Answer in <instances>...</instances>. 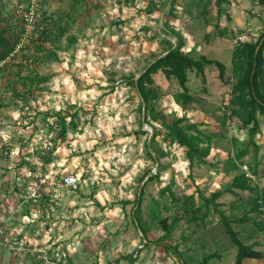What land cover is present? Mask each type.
Returning <instances> with one entry per match:
<instances>
[{
    "label": "rangeland",
    "instance_id": "obj_1",
    "mask_svg": "<svg viewBox=\"0 0 264 264\" xmlns=\"http://www.w3.org/2000/svg\"><path fill=\"white\" fill-rule=\"evenodd\" d=\"M16 2L0 0V38L10 49L23 29ZM42 8L43 27L20 55L25 62L0 67V226L14 245H0V264H236L238 246L217 209L247 212L251 220L232 227L264 253V229L253 221L263 217L253 207L264 194V114L258 149L238 159L235 140L243 145L249 133L229 110L232 50L264 33V4L44 0ZM176 46L224 62L226 76L213 66L206 80L188 70L193 99L178 104V79L152 72L146 109L135 79ZM152 113L184 116L214 134L207 159L190 166ZM244 166L257 170L254 191L231 187ZM66 174L78 182L61 185Z\"/></svg>",
    "mask_w": 264,
    "mask_h": 264
},
{
    "label": "trees",
    "instance_id": "obj_2",
    "mask_svg": "<svg viewBox=\"0 0 264 264\" xmlns=\"http://www.w3.org/2000/svg\"><path fill=\"white\" fill-rule=\"evenodd\" d=\"M264 4V0H259ZM169 15H173L172 11ZM0 43L3 47L0 50V60L4 59L9 53L10 47L7 46L5 38H0ZM207 66L216 67L219 71V77L224 79L226 76V64L220 60L201 56L195 58L188 53L182 51L181 46L170 47L165 54L156 58L147 69L135 79V84L140 92L143 103L146 109H151L149 104L151 98V91L146 87V80L150 79L152 72L162 71L166 77H176L183 88L182 92L175 94V101L178 104H184L192 100L188 81V70L196 69L199 74L205 77V68ZM231 77L235 79V83L231 89V107L229 110L233 116L238 118L241 122L242 128L248 130L249 137L245 144L236 143L235 157L240 159L250 151V146L253 145L255 150L258 149L254 136L260 131V121L258 113L264 114V33H262L256 41H241L232 50V74ZM154 119L161 121V124L166 128L169 139L177 141L184 147L186 156L189 160L190 166L193 165L194 159L205 161L212 150V140L215 136L212 133L206 132L199 128L198 123L189 122L184 116L175 117L172 119L166 116H158L152 113ZM65 133V128H63ZM154 137V134H153ZM152 159L159 163V158L152 152H149ZM254 174L256 169L252 171ZM145 176L142 177L144 179ZM156 174H151L147 179H153ZM245 171L237 172L232 181L231 187L240 189H249L254 191L256 184L251 182ZM166 189V188H165ZM165 189L162 191L164 192ZM169 189V187H168ZM143 189L137 197V207L134 210V216L140 208V202ZM173 195V193H171ZM221 195V191H215L210 197H206V202L214 201L215 198ZM255 206L253 210L263 214L261 220H253L259 229H264V194L254 198ZM220 211L221 220L226 227L227 233L230 234L232 241L238 246L236 264H244L245 258H262L264 253L261 250L254 248L255 243H246L239 237V233L232 227L233 222H245L251 220L247 212L241 216L227 215L223 210ZM136 218V217H135ZM142 229V228H141ZM169 228L167 232H169ZM212 254L205 256L204 261H207Z\"/></svg>",
    "mask_w": 264,
    "mask_h": 264
},
{
    "label": "built area",
    "instance_id": "obj_3",
    "mask_svg": "<svg viewBox=\"0 0 264 264\" xmlns=\"http://www.w3.org/2000/svg\"><path fill=\"white\" fill-rule=\"evenodd\" d=\"M43 1L44 0H17L15 12L21 19L23 29L7 56L4 59L0 60V67L5 66L9 62H25V60L20 55L23 51L26 50L34 36L37 35V29H41L43 27ZM244 169L246 175L250 179L255 178L254 173L249 171L246 166H244ZM78 180V176L73 174H66L65 176H63L60 184L63 186H72L75 185ZM39 181L41 185L45 184L47 182L46 175H40ZM34 194H36V191L34 192ZM0 245H8L9 247H14V245L10 243V238L6 235V231L1 226ZM31 251L34 254H38L39 256H42V254L45 253V251H43L42 248L38 246V244H34L31 248ZM44 258L46 259L45 255Z\"/></svg>",
    "mask_w": 264,
    "mask_h": 264
},
{
    "label": "crops",
    "instance_id": "obj_4",
    "mask_svg": "<svg viewBox=\"0 0 264 264\" xmlns=\"http://www.w3.org/2000/svg\"><path fill=\"white\" fill-rule=\"evenodd\" d=\"M254 139H255V137H254ZM256 141V140H255ZM256 143L258 144V142L256 141ZM256 249V248H255ZM264 257H262V258H245L244 260H243V263L244 264H257L258 262L257 261H261L262 259H263Z\"/></svg>",
    "mask_w": 264,
    "mask_h": 264
},
{
    "label": "water",
    "instance_id": "obj_5",
    "mask_svg": "<svg viewBox=\"0 0 264 264\" xmlns=\"http://www.w3.org/2000/svg\"><path fill=\"white\" fill-rule=\"evenodd\" d=\"M144 129H147V130H150L151 131V133H152V128L151 127H144ZM146 241V239L144 238V242Z\"/></svg>",
    "mask_w": 264,
    "mask_h": 264
}]
</instances>
